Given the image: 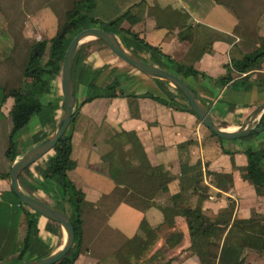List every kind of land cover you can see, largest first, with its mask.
I'll use <instances>...</instances> for the list:
<instances>
[{
	"label": "crops",
	"instance_id": "crops-1",
	"mask_svg": "<svg viewBox=\"0 0 264 264\" xmlns=\"http://www.w3.org/2000/svg\"><path fill=\"white\" fill-rule=\"evenodd\" d=\"M76 1L0 0V175H8L12 163L5 156L13 104L7 93L11 89H25L23 71L29 58L38 55L36 42L59 31L66 11ZM100 5L101 21L126 12L116 28L129 29L174 61L206 75L182 80L221 129H237L264 100V60L259 69L242 74L231 71V80L224 85L211 81L225 73L231 56L252 53L264 43V0H93L92 8ZM111 30L127 50L142 60L168 67L157 54ZM78 65L75 112L68 124L74 166L66 174L82 193L83 203L79 253L72 264H153L152 260L162 253H168L163 264H198L188 248L190 238L183 218L175 216L174 225L165 227L160 208L170 204V195L179 190L181 155L201 167L202 183L207 186L201 209L206 215L224 213L228 203L233 204L229 221L255 213L264 215V187L255 191L242 179L239 170L246 164L241 152L245 145L264 149V130L240 142L219 141L210 136L186 101L167 82L128 67L107 47L82 56ZM113 72L123 73L124 78L114 97L79 104L93 75L98 74L94 83L98 87ZM54 80L49 82L40 108L15 135L18 153L15 159L48 136L59 120L62 97L60 87L54 89ZM144 93L160 97L167 104L142 96ZM119 131L133 132L148 164L162 166L169 172L172 178L167 182V191L158 190L161 180L157 177L115 172L103 160L111 149L108 140ZM185 142L189 144L183 152L178 145ZM221 148L235 152L225 154ZM52 153L51 149L17 177L23 192L49 206H54L56 194L53 185L41 177L40 170ZM205 170L229 175V181L224 188H217ZM197 199L198 193L191 196L192 201ZM26 213L34 220L28 231ZM173 232L182 237L171 247L165 238ZM64 241L60 226L21 203L11 190L9 178L0 176V261L21 264L39 259L58 250ZM145 242L151 245L143 256H138Z\"/></svg>",
	"mask_w": 264,
	"mask_h": 264
},
{
	"label": "trees",
	"instance_id": "trees-1",
	"mask_svg": "<svg viewBox=\"0 0 264 264\" xmlns=\"http://www.w3.org/2000/svg\"><path fill=\"white\" fill-rule=\"evenodd\" d=\"M92 6L93 0H77L73 3L72 8L65 13L64 22V24L70 22L72 29L66 31L63 36L58 37L57 35L63 24L53 36L37 41L35 48L38 55L29 58L23 71V77L26 80L25 89H11L8 91L7 94L13 98V104L9 111L11 128L8 133L7 149L5 151V156L9 162L18 156L15 140L16 133L28 122L30 116L40 108L41 98L46 92L49 82L59 76L63 53L69 42V37L71 39L80 29L97 27L115 33L111 30L114 29L119 34L127 36L135 43L157 54L168 66L167 68L157 67L165 69L181 79L187 76L194 78L206 77L204 73L197 71L193 67L174 61L168 55L160 52L156 47L147 44L137 34L129 31V29L116 28L118 21L126 15V12L112 20L104 22L86 15V12ZM95 40L101 42L98 39ZM83 46L84 43L77 46L72 60L71 78L73 87L75 86V77L79 68L78 61L84 54ZM130 52L133 53L132 51ZM263 60L264 43L252 53H242L238 57L231 56L229 65H225V73L215 79H211V81L216 85H224L231 80V71L242 74L259 69ZM97 75L96 73L90 78L79 104L94 98L114 97L124 80L123 73L113 72L109 74V77L103 84L95 87L94 83ZM177 95L179 94L177 93ZM142 96H147L160 103L167 104L166 100L150 93H144ZM179 96L183 98L181 95ZM263 123L264 117L261 116L257 125ZM210 136L214 135L210 133ZM243 138L233 141L240 142L243 141ZM217 139L224 141L219 138ZM108 143L111 149L103 156V160L110 164L113 171L157 177L161 180L158 190L161 192L167 191V182L171 180L172 176L162 166L151 167L148 164L142 147L133 132L119 131L108 140ZM187 144L189 142L181 143L178 145V148L185 152ZM52 150L53 153L46 158L44 167L40 170V175L44 180L49 181L53 185L56 194L53 207L63 211L67 215L74 230V241L70 250L54 264H72L79 253L81 239L80 210L83 203V195L74 187L66 174L74 166V162L70 158L71 130L68 126L54 144ZM221 151L229 155L235 152V150L226 148H221ZM241 152L246 158V164L242 167L241 177L258 192L259 188L264 187V149H256L245 145ZM204 173L211 177L212 185L217 188H224V184L229 181L230 177L229 175L208 170H205ZM0 176L8 177L7 174ZM202 176L203 172L199 164H191L188 162L186 156L181 155L179 158V190L170 195V204L160 207L163 213V226L172 227L175 216L183 218L190 238L188 248L191 254L197 257L198 264H243V252L245 249H252L258 252L264 251V215L255 213L248 218L233 217L229 221V213L233 207L232 203H228L224 209V213L220 215H206L201 209V201L206 197L207 191V186L202 183ZM195 193H198V199L192 201L191 196ZM226 213L228 217L225 215ZM25 218L26 231H28L34 224V220L28 213L25 214ZM50 230L53 231L52 229ZM181 237L182 235L179 232H173L165 238V241L172 247L181 241ZM150 245L145 242L138 256H143ZM18 255L20 256V251Z\"/></svg>",
	"mask_w": 264,
	"mask_h": 264
},
{
	"label": "water",
	"instance_id": "water-1",
	"mask_svg": "<svg viewBox=\"0 0 264 264\" xmlns=\"http://www.w3.org/2000/svg\"><path fill=\"white\" fill-rule=\"evenodd\" d=\"M71 29V23H65L61 27L57 36L61 37L66 33V31ZM88 37L102 41V43L113 55L140 73L150 78L167 82L179 95L184 98L189 109L196 115L200 123L215 137L222 140L233 141L252 134H258L264 130V123L257 125L258 119H260L264 113V100L248 113L237 129L233 131H225L213 122L207 109L200 102L196 93L189 86H187L181 78L165 69L151 65L131 53L122 45L117 35L111 31H106L97 27L80 29L71 37L63 53L59 71V87L62 97V110L54 130L41 141L21 153L17 159L12 161L8 169V178L11 190L18 197L19 201L27 206L31 211L58 224L65 234V241L55 252L45 257L29 260L21 264H54L68 253L74 241V230L67 215L63 211L53 206L46 205L31 195L23 192L18 186L17 177L23 169L50 151L66 130L76 104V97L71 78L72 60L78 44Z\"/></svg>",
	"mask_w": 264,
	"mask_h": 264
},
{
	"label": "rangeland",
	"instance_id": "rangeland-1",
	"mask_svg": "<svg viewBox=\"0 0 264 264\" xmlns=\"http://www.w3.org/2000/svg\"><path fill=\"white\" fill-rule=\"evenodd\" d=\"M101 6L102 5L98 6L96 9L95 8L89 9L86 12V15L89 16V17H93L95 15L97 17L99 16L98 18H100V19H98V20L101 21L102 20L101 15L103 14V10L101 9ZM69 40H70V37H69ZM81 43H84V46H83V53L84 54H83V56H86L87 54H89L93 50H97L99 47H102V46H103V48L106 47L102 43V41L99 42V41H97V40H95L94 38H91V37L85 38L79 44H81ZM128 67H130V66L128 65ZM53 83H54L53 84L54 85V89L59 88V76L55 78ZM96 92H97V90H96ZM239 170L241 172L242 171V167L239 168ZM225 215L228 217L227 213ZM167 255H168V253L160 254L159 256L154 258V260H152L153 261L152 263L153 264H163V262L165 261ZM243 256H244V263L243 264H264V251L258 252V251L252 250V249H245L244 252H243ZM0 262L5 264L6 263V259L1 260ZM2 263H0V264H2ZM173 264H175V263L173 262Z\"/></svg>",
	"mask_w": 264,
	"mask_h": 264
}]
</instances>
